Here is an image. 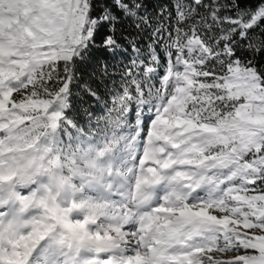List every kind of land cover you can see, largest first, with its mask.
<instances>
[{"label":"snow or ice","instance_id":"obj_1","mask_svg":"<svg viewBox=\"0 0 264 264\" xmlns=\"http://www.w3.org/2000/svg\"><path fill=\"white\" fill-rule=\"evenodd\" d=\"M0 264H264V0H0Z\"/></svg>","mask_w":264,"mask_h":264},{"label":"trees","instance_id":"obj_2","mask_svg":"<svg viewBox=\"0 0 264 264\" xmlns=\"http://www.w3.org/2000/svg\"><path fill=\"white\" fill-rule=\"evenodd\" d=\"M156 0H153V3H155ZM160 2H166V0H160ZM167 2L170 3V0H167ZM140 44L142 47L146 46L147 44V40H142L140 41ZM99 55V54H98ZM132 55V50L129 47L128 48V53H122L120 55H118L117 60L122 59L123 62L125 64L130 63V58ZM101 59H108L109 60V71L112 72L113 69L111 67L112 64V58L105 55H100ZM161 58H163V52L161 51ZM119 70V69H117ZM80 71L84 73L85 79H94L95 77H93V73H95V76L98 77L100 74V68L98 66V63L94 60L92 63H90L86 68L81 67ZM103 91V89H102ZM73 98H72V103L74 105L73 110L71 115H73L74 117H78L80 119H85L86 115L84 112L85 108H89L93 111L96 110L97 107H99L98 105H95V102L91 100V98L88 97H84V99H81V93L79 91V89H77L76 87H73ZM86 101V102H85ZM98 115L100 114L99 112L97 113Z\"/></svg>","mask_w":264,"mask_h":264}]
</instances>
